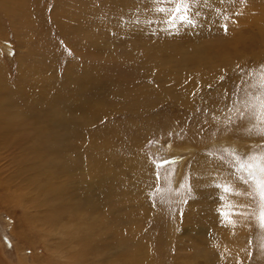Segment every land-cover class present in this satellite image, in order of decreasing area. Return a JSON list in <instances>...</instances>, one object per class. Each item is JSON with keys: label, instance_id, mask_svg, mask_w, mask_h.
Listing matches in <instances>:
<instances>
[{"label": "rangeland", "instance_id": "obj_1", "mask_svg": "<svg viewBox=\"0 0 264 264\" xmlns=\"http://www.w3.org/2000/svg\"><path fill=\"white\" fill-rule=\"evenodd\" d=\"M25 2L30 32L0 13L3 82L25 84L14 102L0 94L9 171L0 187L19 194L31 221L0 203L6 264H67L80 250L75 264H264L258 199L225 191L247 192L239 164L264 152V120L252 115L264 83V0H197L195 31L170 27L172 0ZM211 64L217 73L198 82L196 67ZM50 124L57 144L48 150L39 132ZM102 145L106 168L94 159ZM45 196L50 220L40 215Z\"/></svg>", "mask_w": 264, "mask_h": 264}, {"label": "bare ground", "instance_id": "obj_2", "mask_svg": "<svg viewBox=\"0 0 264 264\" xmlns=\"http://www.w3.org/2000/svg\"><path fill=\"white\" fill-rule=\"evenodd\" d=\"M87 1V4L89 5V7H92L93 6V9H94V4H95V2H96V0H86ZM112 1V0H111ZM126 1H128V0H126ZM27 2V1H26ZM25 2V0H0V13L2 14H4V15H8V21L11 23V25H13L14 26V28H16V29H18V28H21L22 29V27L23 28H26L27 29V31L28 32H30L31 31V28H32V26H33V20L31 19V18H29L30 17V14H29V10L27 11V12H25V8H27V3ZM117 4V2H113V4ZM110 4H112L110 1H109V3L107 4V6H109ZM116 4H115V6H116ZM99 5V4H98ZM99 7L100 6H98V8H96L95 10L97 11V9H99ZM119 7V6H118ZM247 10V9H246ZM102 13V12H101ZM237 34H234V36H236ZM233 36V34L231 33L230 34V39H234L235 41H237L238 43H240L239 41H238V39H240V38H238V39H236L235 37ZM238 36H240V35H238ZM229 37V36H228ZM233 44V43H232ZM224 46V45H223ZM232 46V45H231ZM213 48V47H212ZM232 48V47H231ZM225 49V48H224ZM226 50V49H225ZM198 51H199V49H198ZM216 52H218V51H216ZM229 51H227L226 53H228ZM208 53V52H207ZM225 53V54H226ZM230 53V52H229ZM218 54V53H217ZM225 54H223V56H226ZM231 55V54H230ZM261 55V54H260ZM198 58V60L200 59L199 58V56H197ZM203 57V56H202ZM209 58V57H208ZM214 62H217V63H219V64H221V63H225V61H224V59L223 58H220V60L218 61H216V60H214ZM197 63H199V62H197ZM201 63V62H200ZM203 63V62H202ZM145 64V62L142 64V65H144ZM198 65H200V64H198ZM90 66V65H89ZM204 66V67H203ZM202 67L201 66H197L196 67V79L197 80H199L198 82H200V78H205V79H208L212 74H215V73H217V72H215V65L214 64H211V66H210V68H211V70L210 69H208V68H206L205 66L206 65H203ZM209 67V66H208ZM93 68H95V67H93ZM209 70V71H207V70ZM96 71V76L98 75V72H97V70H95ZM85 74H86V76L89 74L88 72V69H87V67H85ZM70 75H72V73H69ZM188 76H191L190 74H187ZM187 76V77H188ZM3 77H4V75H3V72H2V70L0 69V94H1V92L2 91H4V92H6V94H4V95H2V97L3 98H5L7 101H10V102H14V96L15 95H18V94H21V93H23L24 92V90H25V84L24 83H18V84H15V85H8L7 83H4L3 82ZM19 77H21V74L19 75ZM73 76H68V77H66L65 79H66V85H67V88L69 89H73V87H74V85H73V81L70 79V78H72ZM159 77H160V75H159ZM186 77V76H185ZM187 80V79H186ZM202 80V79H201ZM189 83H187V85H188V87H189V85L192 83V81L191 80H187ZM191 82V83H190ZM197 82V81H196ZM205 82V81H204ZM58 85H59V87L61 88L62 87V85H61V82L60 83H58ZM87 85V84H86ZM56 87V86H55ZM188 87H186V89L188 88ZM69 89V90H70ZM58 90V89H57ZM82 90V89H81ZM156 90V89H155ZM94 92V91H93ZM96 93V92H95ZM66 95H70L69 94V92H67L66 93ZM1 96V95H0ZM93 98V97H92ZM76 99H80V97H78V98H76ZM177 99L178 100H181V98H180V96H178L177 97ZM69 100V99H68ZM177 100V101H178ZM81 101V100H80ZM156 101V99H154V98H150L148 101L147 100H141L140 102H138L142 107L143 106H145L146 104H148L149 103V105L151 106V105H154L155 102ZM211 103H214L213 101L211 102ZM87 105L89 106L90 104H88L87 103ZM0 108L1 109H3L1 106H0ZM89 108V107H88ZM89 111V113L90 114H92L93 115V112H95L96 110H93V111H91V109L90 110H88ZM89 114V115H90ZM11 115H14L15 117H17V114L16 113H6L5 114V117L3 118L4 120V122H6V123H9L10 121L11 122H13V119H12V116ZM15 119V118H14ZM18 119H20V118H18ZM68 119V118H67ZM66 119V120H67ZM72 119V118H71ZM19 125H23V124H19ZM28 127V126H27ZM76 130V129H75ZM51 132H53V130H52V126H51V124L49 125V126H47V127H45V129H43V130H41L40 132H39V134L40 135H42V136H44V137H46L47 135H49V137H50V142H49V147H48V150H51V149H54V147H55V144H57V142H56V140H52V135H51ZM78 132V131H77ZM80 132V131H79ZM107 141V140H106ZM52 142H53V145H52ZM132 142V141H131ZM135 144V143H134ZM103 146V145H102ZM184 147H188V146H184ZM131 148H133L131 145H130V150H131ZM115 150V149H114ZM99 151V150H98ZM109 151H111V150H108V148H106L105 146H103L102 147V149H101V153L100 154H98V153H96L95 155L97 156V157H95L94 159H96V162H97V160H98V162H99V164L98 165H102L103 164V162H104V167H105V165H106V163L108 162V160L106 159V157L110 154V152ZM95 153V152H94ZM92 154H93V152H92ZM120 154H122V153H120ZM122 155H126V154H122ZM134 154H131L130 155V159H126V160H129V161H132L133 160V165L135 166V167H138V165L135 163V162H137V161H139V160H137L139 157H137V159H135L136 157L135 156H133ZM200 155V154H199ZM201 156V155H200ZM3 155L2 156H0V184H2L1 183V179H2V176H5V177H8L9 176V171H8V169H5L4 167L5 166H7L8 165V163L6 162V161H4L3 160ZM102 157V158H101ZM6 159V158H5ZM106 159V160H105ZM113 159V158H112ZM109 161H110V159H109ZM112 161V160H111ZM5 164H4V163ZM97 162V163H98ZM142 162V161H141ZM203 162V161H202ZM138 163V162H137ZM106 167H108V166H106ZM105 167V168H106ZM139 168V170H141V171H143V169L142 168H140V167H138ZM199 168V167H198ZM143 172H145V171H143ZM55 173V172H54ZM54 176H55V174H54ZM144 177V176H143ZM200 177V176H199ZM107 178H110V174H109V176L107 177ZM111 178H112V176H111ZM145 178V177H144ZM175 182V181H174ZM45 183V182H44ZM45 186L46 187H50L47 183L45 184ZM43 187V186H42ZM41 186L40 187H38V191L37 192H39V190L42 188ZM44 195H47V192L45 191V194ZM18 199H20V196H19V194L18 193H13V194H11V193H9L8 191H6L5 189H4V187L3 188H1L0 187V203H2V205H5V206H7V207H13V208H15V207H17V206H21L22 207V209H20V210H23V215L24 216H22V218L24 219V220H26V221H28L29 220V216L27 215V213H26V211H25V209L23 208V206H22V204L21 203H17L18 202ZM21 201V200H20ZM41 203H42V205H43V201H44V206H45V211H44V209L41 211L42 213H47V214H40L41 216H42V218H47L48 217V219L50 220V219H52V218H49V213H50V211L47 209V208H51L50 207V205L48 204V197L47 196H45V197H43L41 200ZM16 203V204H15ZM47 207V208H46ZM39 211H38V215H39ZM241 213V212H240ZM48 219H46V221L48 220ZM41 220V219H40ZM236 220V219H235ZM42 221V220H41ZM40 221V222H41ZM231 221V220H230ZM28 222H30V225H31V221H28ZM229 222V221H228ZM46 223V222H45ZM43 224V223H42ZM49 226V225H48ZM55 226V225H54ZM88 226V225H87ZM45 227V226H44ZM236 227V226H235ZM53 227H51V229H52ZM50 229V228H49ZM28 230V229H27ZM26 230V231H27ZM25 231V230H24ZM60 231V230H59ZM86 231V230H85ZM22 232V233H21ZM21 232H20V234H22L23 235V237H25V234H23V230L21 229ZM29 232H32V228H29ZM46 232V231H45ZM55 232V231H54ZM84 232V231H83ZM56 233V232H55ZM58 233V232H57ZM26 235H28V233L26 234ZM21 237V236H20ZM41 238V237H40ZM2 244V243H1ZM32 246H34L33 244H32ZM46 246V245H45ZM218 247V246H217ZM227 248V247H226ZM2 249V248H1ZM1 249H0V264H6L7 262L5 261V259H3V253H2V251H1ZM46 249V248H45ZM57 251V250H56ZM80 251H81V253H80ZM79 252H77V253H74V254H72L73 252H68L67 253V255L65 256L64 254V259L65 260H67V261H65V262H67V264H75V260L77 259V260H79V259H81V261L83 262V250H80ZM47 252H48V250H47ZM221 252V251H220ZM52 253V252H51ZM57 253V252H56ZM60 254V253H59ZM201 254V253H200ZM49 255H50V259H52V258H54V256H55V254L54 253H52V254H50L49 253ZM51 255H53V257L51 256ZM238 255V254H237ZM58 256V255H57ZM60 256V255H59ZM5 258V257H4ZM34 259H35V257H34ZM60 259V258H59ZM206 260V259H205ZM80 261V260H79ZM209 263V262H208ZM19 264H26V260H25V258L23 257V258H20V263Z\"/></svg>", "mask_w": 264, "mask_h": 264}, {"label": "snow or ice", "instance_id": "obj_3", "mask_svg": "<svg viewBox=\"0 0 264 264\" xmlns=\"http://www.w3.org/2000/svg\"><path fill=\"white\" fill-rule=\"evenodd\" d=\"M197 0H172L173 10L170 13L169 24L171 28L177 27V21L180 22V25H187L193 31L196 28L201 26V21L199 20L200 13L196 11L192 6L195 4ZM158 11H165V9L161 8ZM225 32L228 31V25L221 26ZM264 67V66H262ZM209 87H211L209 85ZM253 87H257L254 85ZM260 91L252 96V99L259 101V113L253 112L252 115H257L259 119L264 120V83L258 86ZM252 94H250L251 96ZM247 108L254 107L251 104H246ZM246 113L244 111H240L238 116L241 120L245 118ZM260 133L264 135V128L259 129ZM249 160L256 161V163H241L239 167L244 171L245 175L239 177L241 182L249 186V190L245 193H236L235 189H233L230 185H225V191H232L237 195H247L256 201H259V216L258 222L261 227H264V152L259 155L252 154L248 157ZM237 206H233V211L229 213V219L235 213L234 209ZM239 207H246V205H239ZM243 214V213H239Z\"/></svg>", "mask_w": 264, "mask_h": 264}]
</instances>
